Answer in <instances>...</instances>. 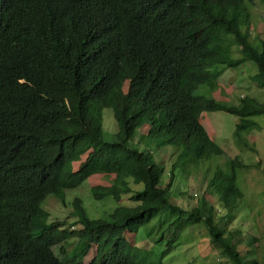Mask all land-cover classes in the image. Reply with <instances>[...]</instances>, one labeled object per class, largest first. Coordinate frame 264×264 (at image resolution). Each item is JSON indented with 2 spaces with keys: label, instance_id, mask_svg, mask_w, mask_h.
Listing matches in <instances>:
<instances>
[{
  "label": "trees",
  "instance_id": "trees-1",
  "mask_svg": "<svg viewBox=\"0 0 264 264\" xmlns=\"http://www.w3.org/2000/svg\"><path fill=\"white\" fill-rule=\"evenodd\" d=\"M257 2L264 7V0H0V264H144L126 234L157 218L165 249L151 264H163L199 225L232 263L264 264L260 248L246 253L229 229L244 198L239 156L231 173L218 167L209 181L218 205L204 197L192 209L172 202L179 168L191 172L225 154L197 111L238 117V142L253 151L243 136L264 116V103L244 96L227 106L211 95L227 70L251 63L264 89V38L251 34ZM106 110L117 127L111 140ZM139 130L151 141H135L143 150L129 145ZM163 147L177 156L166 185L156 157ZM30 170L42 179L16 180ZM94 175L114 179L92 187L91 198L121 203L130 195L132 205L95 219L77 196L71 207L81 228L50 223L44 198L67 205L69 190ZM73 238L79 251L69 254Z\"/></svg>",
  "mask_w": 264,
  "mask_h": 264
},
{
  "label": "rangeland",
  "instance_id": "rangeland-1",
  "mask_svg": "<svg viewBox=\"0 0 264 264\" xmlns=\"http://www.w3.org/2000/svg\"><path fill=\"white\" fill-rule=\"evenodd\" d=\"M251 34L253 39L264 38V7L259 2L252 10ZM251 67V71L248 68ZM253 68V69H252ZM258 67L254 64H246L239 69L227 70L220 78L219 84L215 87L212 95L215 99L225 105H238L240 99L244 96L255 98L260 103H264V89L258 87L256 77ZM209 95V94H208ZM111 115L109 110L104 115L105 137L112 139L110 136L116 133V123L111 115L112 121L108 120ZM196 117L204 126L210 137L225 152L222 156H213L202 162L199 168L192 167L191 172H182L181 168L177 170V178L172 187V202L184 209H192L201 198H206L214 206L219 202L214 191L209 188V181L218 167L223 168L226 172L231 173V161L239 156L242 167L237 169L238 183L243 191L244 198L238 203V208L232 214L234 222L229 229L233 230L235 237L242 241V250L251 253L254 245L260 253L262 251V262L264 261V116L253 118L255 125L244 132V139L247 140L253 148L246 149V145L238 142L235 135L236 126L239 118L226 112H202L197 111ZM111 125L112 127H109ZM139 130L129 145L137 146L136 142L148 144L151 141L147 136L139 135ZM138 136L143 137L140 141ZM136 141V142H135ZM152 146H154L152 144ZM157 161L166 167V173L163 183L166 185L169 181V173L175 163L177 156L175 151L170 147H163L156 152ZM194 155L190 154L186 158V164L193 160ZM86 159V156H84ZM185 163V162H184ZM194 168V169H193ZM75 169V167H74ZM114 177L94 175L83 183L80 187L70 190L67 194V205H62L59 201L51 200L47 209L51 213L50 221H68L66 226L81 228L75 225L73 208L71 202L77 196L82 197L84 206L88 214L95 219L105 216L113 206H131L130 195L124 196L121 203L113 202V199L104 201H95L91 198V188L94 186H109ZM135 189H141V186H134ZM143 188V186H142ZM51 199V198H49ZM219 210V208H218ZM223 211V216L227 214ZM228 216L226 217V220ZM232 220V221H233ZM231 221V222H232ZM159 219H155L149 224L143 226L140 232L134 237L126 234L132 244L131 252L142 258L144 264L156 263L159 261L165 247L157 244L160 238ZM75 225V226H74ZM251 244V250L249 247ZM78 239L68 241L66 247L69 253L75 254L79 249L74 247ZM77 248V249H76ZM97 253L96 247L89 252L85 261L90 262ZM253 254V253H252ZM163 264H234L225 258L220 250L212 246L204 225L188 228L180 240L177 242L169 256L164 258Z\"/></svg>",
  "mask_w": 264,
  "mask_h": 264
},
{
  "label": "clouds",
  "instance_id": "clouds-1",
  "mask_svg": "<svg viewBox=\"0 0 264 264\" xmlns=\"http://www.w3.org/2000/svg\"><path fill=\"white\" fill-rule=\"evenodd\" d=\"M42 176L40 175V174H38V173H36V172H34V171H29V172H26V171H20V174H19V177H18V179H16V180H24L23 182H27V181H30V180H33V179H42L41 178ZM70 191V190H69ZM49 198H51V199H49ZM44 200H45V205H46V207L49 205V202L51 201V200H55V201H59V200H57L56 198H54V197H52V196H49V197H45L44 198ZM67 201V200H66ZM60 202V201H59ZM61 203V202H60ZM62 204V203H61ZM64 206V205H63ZM50 212V211H49ZM51 214V213H50ZM52 218V217H51ZM51 218L49 219V221L51 220ZM56 221H60V220H56ZM64 221V220H63ZM53 222H55V221H50V223H53ZM68 226V225H67ZM66 229H73V230H75L74 229V227H72L71 228V226H69L68 228L67 227H65ZM127 238V237H126ZM73 239H75V238H73ZM73 239H70V240H73ZM128 239V238H127ZM70 240H68V241H70ZM129 240V239H128ZM67 241V242H68ZM130 242V241H129ZM132 245V244H131ZM69 252V251H68ZM69 254H71V253H69Z\"/></svg>",
  "mask_w": 264,
  "mask_h": 264
}]
</instances>
